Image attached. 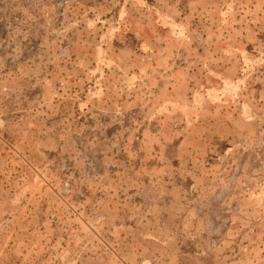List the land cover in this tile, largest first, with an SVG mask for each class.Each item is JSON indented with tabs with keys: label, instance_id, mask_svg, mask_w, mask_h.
I'll return each mask as SVG.
<instances>
[{
	"label": "rangeland",
	"instance_id": "obj_1",
	"mask_svg": "<svg viewBox=\"0 0 264 264\" xmlns=\"http://www.w3.org/2000/svg\"><path fill=\"white\" fill-rule=\"evenodd\" d=\"M0 264H264V0H0Z\"/></svg>",
	"mask_w": 264,
	"mask_h": 264
}]
</instances>
